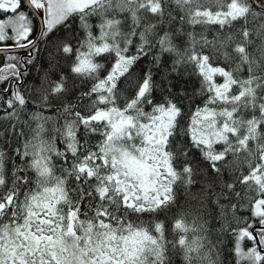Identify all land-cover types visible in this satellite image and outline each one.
Segmentation results:
<instances>
[{"label": "snow or ice", "instance_id": "snow-or-ice-1", "mask_svg": "<svg viewBox=\"0 0 264 264\" xmlns=\"http://www.w3.org/2000/svg\"><path fill=\"white\" fill-rule=\"evenodd\" d=\"M0 16V264H264V0Z\"/></svg>", "mask_w": 264, "mask_h": 264}, {"label": "trees", "instance_id": "trees-1", "mask_svg": "<svg viewBox=\"0 0 264 264\" xmlns=\"http://www.w3.org/2000/svg\"><path fill=\"white\" fill-rule=\"evenodd\" d=\"M21 10H24V11H26V12H28L29 14H30V16H31V13L29 12V10L26 8V6L25 5H22V8H21ZM0 18H3L2 16H0ZM32 20H33V25H34V27H36L37 28V23H36V20L34 19V17L32 16ZM73 27H75V25H73ZM35 34V33H34ZM41 47H43V45H41ZM17 54H19V55H23L22 53H19V52H15V53H8V55H17ZM5 54H0V66H3V56H4ZM41 63H44V65L45 66H47L46 65V59H43L42 58V60H41ZM31 79V78H30ZM4 86H6V85H4V84H0V87H4ZM189 90H191V89H189ZM197 103H199V100H197ZM245 215H249L248 213H244ZM249 246H250V244H249Z\"/></svg>", "mask_w": 264, "mask_h": 264}, {"label": "water", "instance_id": "water-1", "mask_svg": "<svg viewBox=\"0 0 264 264\" xmlns=\"http://www.w3.org/2000/svg\"><path fill=\"white\" fill-rule=\"evenodd\" d=\"M26 7L29 10V12L32 14L33 10L30 7H28L27 5H26ZM33 17L36 20L37 28L42 26V10L36 12V14ZM15 52H19V53L24 54L22 50H17V49H14V48L9 53H15Z\"/></svg>", "mask_w": 264, "mask_h": 264}]
</instances>
